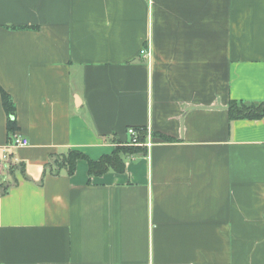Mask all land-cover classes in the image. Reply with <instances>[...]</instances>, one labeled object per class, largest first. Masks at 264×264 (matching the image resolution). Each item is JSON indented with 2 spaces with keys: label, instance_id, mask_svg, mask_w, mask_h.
Wrapping results in <instances>:
<instances>
[{
  "label": "crops",
  "instance_id": "obj_1",
  "mask_svg": "<svg viewBox=\"0 0 264 264\" xmlns=\"http://www.w3.org/2000/svg\"><path fill=\"white\" fill-rule=\"evenodd\" d=\"M0 86V264H264V0H0Z\"/></svg>",
  "mask_w": 264,
  "mask_h": 264
},
{
  "label": "trees",
  "instance_id": "obj_2",
  "mask_svg": "<svg viewBox=\"0 0 264 264\" xmlns=\"http://www.w3.org/2000/svg\"><path fill=\"white\" fill-rule=\"evenodd\" d=\"M0 93L4 110L7 114V131L9 135V143L12 141V136L18 131V125L15 120L16 107L11 95L0 86ZM230 120L248 119L256 120L264 117V101L259 103H248L243 100H231L228 107ZM137 142L144 143L148 139L147 128H136ZM169 139V137H166ZM119 143L114 151L110 154H104L99 159L90 158L87 154L80 150L71 149L64 154H60L56 160L59 169H66L68 175H73L76 171L79 160H85L88 164V175L92 177L102 176L110 171L123 173L126 170V157L134 154H147L146 146L126 145V141L131 142L132 136H128L124 142L116 139ZM12 169V164L10 165Z\"/></svg>",
  "mask_w": 264,
  "mask_h": 264
},
{
  "label": "built area",
  "instance_id": "obj_3",
  "mask_svg": "<svg viewBox=\"0 0 264 264\" xmlns=\"http://www.w3.org/2000/svg\"><path fill=\"white\" fill-rule=\"evenodd\" d=\"M141 55H143V56H151L150 48H145V49L141 50ZM128 134L133 137V140H132L133 144H138V145H142V146H146V147L152 146V138H151V133L149 132V130H148V139L143 144L137 142V134L138 133H137L136 128H129L128 129ZM9 144L13 148H17V147H20V146L28 145L29 144V140H28V138H26V137L22 136L21 134H19L18 132H16V133L13 134L12 141ZM9 157H10V155L8 156L7 152L3 155L2 159L0 160V168L4 167L5 165L10 167ZM5 162H7V163H5Z\"/></svg>",
  "mask_w": 264,
  "mask_h": 264
},
{
  "label": "rangeland",
  "instance_id": "obj_4",
  "mask_svg": "<svg viewBox=\"0 0 264 264\" xmlns=\"http://www.w3.org/2000/svg\"><path fill=\"white\" fill-rule=\"evenodd\" d=\"M127 132H128V130H127ZM126 140H124V142H125ZM116 144L118 145L119 143H117L116 142ZM124 144H126V145H132L133 143H132V140H131V142H128V141H126ZM143 144V143H142ZM116 145V146H117ZM135 145H138V144H135ZM139 146H142V145H139Z\"/></svg>",
  "mask_w": 264,
  "mask_h": 264
},
{
  "label": "bare ground",
  "instance_id": "obj_5",
  "mask_svg": "<svg viewBox=\"0 0 264 264\" xmlns=\"http://www.w3.org/2000/svg\"><path fill=\"white\" fill-rule=\"evenodd\" d=\"M151 55H152V52H151Z\"/></svg>",
  "mask_w": 264,
  "mask_h": 264
}]
</instances>
